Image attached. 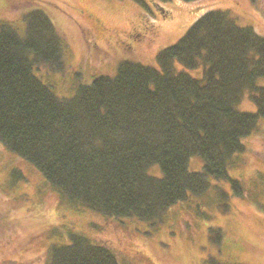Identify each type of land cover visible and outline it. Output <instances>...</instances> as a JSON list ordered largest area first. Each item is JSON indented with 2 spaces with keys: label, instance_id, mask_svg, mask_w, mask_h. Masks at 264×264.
<instances>
[{
  "label": "trees",
  "instance_id": "1",
  "mask_svg": "<svg viewBox=\"0 0 264 264\" xmlns=\"http://www.w3.org/2000/svg\"><path fill=\"white\" fill-rule=\"evenodd\" d=\"M209 10L157 52V68L122 61L116 75L97 76L67 99L35 77L63 67L66 43L50 18L25 14L19 34L0 25V144L65 204L106 218L154 222L206 195L212 180L241 196L228 172L243 164V141L264 120V38L230 9ZM198 70L199 79L186 72ZM244 98L254 113L238 109ZM194 158L200 172L188 170ZM152 167L160 177L148 174ZM213 193L225 197L224 189ZM49 246V264H118L80 234Z\"/></svg>",
  "mask_w": 264,
  "mask_h": 264
},
{
  "label": "rangeland",
  "instance_id": "2",
  "mask_svg": "<svg viewBox=\"0 0 264 264\" xmlns=\"http://www.w3.org/2000/svg\"><path fill=\"white\" fill-rule=\"evenodd\" d=\"M26 8L29 14L43 11L65 40L60 72L35 73L60 99L72 98L97 76L116 75L122 61L157 68V52L176 44L209 9H230L264 38V0H0V25L23 33ZM92 19L107 37H92ZM144 33L131 50L117 45ZM200 71L186 72L199 79ZM238 109L256 110L247 98ZM258 128L243 141V164L228 172L239 181L241 196L230 182L212 180L206 195L177 203L151 223L70 207L31 165L0 144V264H49V245L68 242L71 234L107 248L119 264H264V120ZM187 166L200 172L202 163L194 158ZM148 174L158 178L162 172L152 167ZM215 187L224 189V198L215 196Z\"/></svg>",
  "mask_w": 264,
  "mask_h": 264
},
{
  "label": "flooded vegetation",
  "instance_id": "3",
  "mask_svg": "<svg viewBox=\"0 0 264 264\" xmlns=\"http://www.w3.org/2000/svg\"><path fill=\"white\" fill-rule=\"evenodd\" d=\"M89 25L91 27L90 34L92 37H96L97 39H100L101 37H107L106 31L99 25L91 24L89 22ZM148 36V34H142V35H136V36H130L127 41L117 40V45H122L128 50H131V47H134L135 44H139Z\"/></svg>",
  "mask_w": 264,
  "mask_h": 264
}]
</instances>
